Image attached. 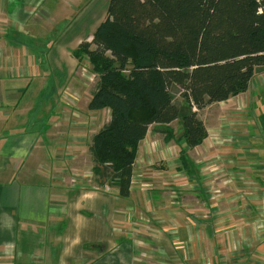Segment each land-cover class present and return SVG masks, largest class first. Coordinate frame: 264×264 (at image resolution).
<instances>
[{"label": "crops", "instance_id": "obj_1", "mask_svg": "<svg viewBox=\"0 0 264 264\" xmlns=\"http://www.w3.org/2000/svg\"><path fill=\"white\" fill-rule=\"evenodd\" d=\"M59 1L69 10L49 19L52 33L44 0H0V21L10 23L0 32V264H264L261 83L219 101L226 118L235 110L243 120L207 128L194 147L172 122L151 124L128 197L89 184L88 167L56 142L67 133L66 107L52 110L74 73L63 63L74 71L73 51L95 29L66 51L58 32L75 26L82 7ZM211 173L222 177L211 183Z\"/></svg>", "mask_w": 264, "mask_h": 264}, {"label": "trees", "instance_id": "obj_2", "mask_svg": "<svg viewBox=\"0 0 264 264\" xmlns=\"http://www.w3.org/2000/svg\"><path fill=\"white\" fill-rule=\"evenodd\" d=\"M73 54L96 77L88 109L109 110L88 145L95 184L113 182L128 197L151 124L179 119L194 147L207 137L198 111L246 91L264 70V0H108Z\"/></svg>", "mask_w": 264, "mask_h": 264}, {"label": "rangeland", "instance_id": "obj_3", "mask_svg": "<svg viewBox=\"0 0 264 264\" xmlns=\"http://www.w3.org/2000/svg\"><path fill=\"white\" fill-rule=\"evenodd\" d=\"M44 1L46 5V11L45 9L44 11L46 12V15L42 16V18H45L47 16L48 20H46V22L43 23L44 24L43 26L46 30H50L52 33L54 32L57 33V30L56 31L53 30V27H55V25H52V23L49 22V19L51 17L59 19L61 14L69 10V7L66 4V2L64 4L63 1H59V0H44ZM71 1L76 3L77 7H82L81 10L82 14H77L73 16L74 19H76V23L74 27L67 29L66 31L58 32L59 34L58 38H60V43H62L66 51H69L75 46V40L77 38L83 39L84 36H86L89 32H92L95 29V27L106 17V8L108 4V0H71ZM31 2L36 3V0H31ZM70 15L71 16L73 15L71 11H70ZM3 23L10 26L9 22L0 21V28L3 29L0 32L5 31L6 26ZM35 30L36 29L33 27L30 28L31 32ZM92 34H90V36H88V38H86L85 40L87 41L91 40ZM55 38L56 36H54L53 42H55ZM76 60L77 62L74 71L72 69V66H68L65 63H63L64 65L62 66L63 73H68L69 76H70V72H74V73L72 80L69 79L67 81V83L70 86L66 85L64 89L62 87L61 93L59 95V101L62 100V103H59L57 105L55 104L52 110L53 114L55 115L56 111L59 112V110H61L58 106L63 104V106L66 107L67 114L69 116V118H67L65 121V126L67 125L66 127L68 129L62 127V129L65 130V132L67 130V133L66 134L64 133L65 136H62L61 139L57 140L56 142L67 143L68 158L80 161L82 165L88 167L85 170L86 172L90 171L89 174L92 176V179L90 178V182L88 183L95 184L94 173L92 171L90 155L88 152V145L90 143V138L93 135V133L97 131L100 128V126L109 119V110L88 109L87 105L91 97V92L93 90L96 77L95 74L91 71V66L89 65V63L86 62L85 59L77 58ZM62 61L66 62L67 60L64 61V57H63ZM258 81L259 83H261V87H264V70L256 72V74L254 75L253 82L249 85V90L252 88V84L257 83ZM248 99L250 100V95L248 96ZM209 105L208 107H205L204 109L198 111V116L202 119L205 126L207 125L206 128H213L214 125L216 126L217 124L222 123L221 127H219L218 129L220 128L224 129L229 124V121H232V119L236 118V116L238 117L239 121L243 120V118L240 115L241 111L239 112L240 113L239 114V113H235L234 112L235 110H233L231 114H229L231 118H226V114H223L224 112H226V107L224 105L218 102ZM170 126L173 127L171 129L175 132L176 136L179 135L180 132L182 133L181 131L182 127L179 119L174 120L170 124ZM237 127L240 128L241 126H237ZM59 135L60 133L57 131L55 133V138L56 137L59 138ZM69 148H71V150ZM168 150L169 151L172 150L174 153H177V149H175L174 147H170V149ZM61 152H65V149H62ZM244 152L247 153V150H244ZM157 158L158 156H156V159ZM183 163L185 166V161ZM221 174L226 175V171H224ZM221 174L220 173L208 174L210 182L212 183V181L217 176L222 177ZM231 183H234V181L230 180L228 182V184ZM240 183L243 185L242 182ZM95 185L97 186V184ZM103 186L104 188L106 187V189L116 187L114 186L113 182L106 183ZM97 187L102 188L101 186H97Z\"/></svg>", "mask_w": 264, "mask_h": 264}, {"label": "built area", "instance_id": "obj_4", "mask_svg": "<svg viewBox=\"0 0 264 264\" xmlns=\"http://www.w3.org/2000/svg\"><path fill=\"white\" fill-rule=\"evenodd\" d=\"M1 30H3V29H2V28H0V31H1ZM85 60H86V62L88 63V60H87V59H85Z\"/></svg>", "mask_w": 264, "mask_h": 264}]
</instances>
